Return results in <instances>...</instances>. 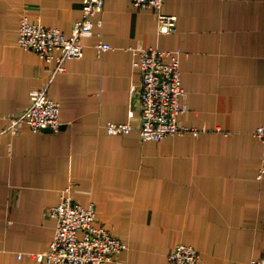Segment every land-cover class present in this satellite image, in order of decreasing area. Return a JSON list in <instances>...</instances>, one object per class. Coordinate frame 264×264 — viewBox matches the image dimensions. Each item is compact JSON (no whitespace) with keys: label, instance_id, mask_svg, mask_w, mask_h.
Here are the masks:
<instances>
[{"label":"crops","instance_id":"obj_1","mask_svg":"<svg viewBox=\"0 0 264 264\" xmlns=\"http://www.w3.org/2000/svg\"><path fill=\"white\" fill-rule=\"evenodd\" d=\"M83 2L0 0V129L45 85L62 119L60 131L0 135V264H50L28 253L50 249L51 209L68 189L126 242L108 264H170L179 243L200 251L198 264H251L264 254L263 143L254 134L264 124V0H166L164 11L178 16L172 33L159 31L153 10L106 0L103 26L83 37V56L65 72L19 45L22 15L70 35ZM100 40L111 45L101 56ZM140 45L182 51L181 119L198 134L142 140ZM108 121L137 129L112 135Z\"/></svg>","mask_w":264,"mask_h":264},{"label":"built area","instance_id":"obj_2","mask_svg":"<svg viewBox=\"0 0 264 264\" xmlns=\"http://www.w3.org/2000/svg\"><path fill=\"white\" fill-rule=\"evenodd\" d=\"M141 9L153 10L158 18L159 31L177 30L178 16L164 11L166 0H132ZM106 0H84L83 17L76 22L70 35L60 28L45 26L32 20L28 14L21 17L19 45L36 51L46 61H56L55 72H65L67 63L84 54L83 37L92 36L96 26L104 24ZM98 54L111 48L103 40L97 44ZM134 66L141 70L142 86L139 90L141 123L138 130L142 140L161 141L166 136L199 133L196 127L182 122L188 111V92L182 83L181 50H168L140 45ZM45 85L30 92L29 106L20 113L7 116L4 132L18 134L23 126L33 131H60L62 127L61 104L49 96ZM134 113L132 112L131 115ZM112 135L128 134L136 126L131 122L105 123ZM263 143L262 162L258 179H264V124L254 130ZM69 190L61 195L60 202L51 209L56 219V232L51 247L46 252H29L31 257L50 264H108L127 247L110 228L95 223L97 208L94 202L84 205L74 199ZM22 255V254H20ZM200 251L193 245L179 243L169 256L170 264H198ZM251 264H264V254Z\"/></svg>","mask_w":264,"mask_h":264},{"label":"trees","instance_id":"obj_3","mask_svg":"<svg viewBox=\"0 0 264 264\" xmlns=\"http://www.w3.org/2000/svg\"><path fill=\"white\" fill-rule=\"evenodd\" d=\"M166 137H167V136H166ZM166 137H165V138H166ZM161 141H162V140H161Z\"/></svg>","mask_w":264,"mask_h":264},{"label":"water","instance_id":"obj_4","mask_svg":"<svg viewBox=\"0 0 264 264\" xmlns=\"http://www.w3.org/2000/svg\"><path fill=\"white\" fill-rule=\"evenodd\" d=\"M139 95H140V93H139Z\"/></svg>","mask_w":264,"mask_h":264}]
</instances>
